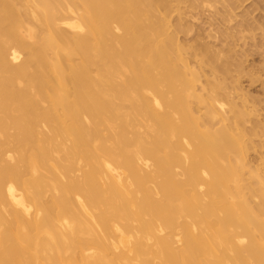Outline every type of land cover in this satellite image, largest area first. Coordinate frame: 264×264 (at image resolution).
<instances>
[{"label": "bare ground", "instance_id": "obj_1", "mask_svg": "<svg viewBox=\"0 0 264 264\" xmlns=\"http://www.w3.org/2000/svg\"><path fill=\"white\" fill-rule=\"evenodd\" d=\"M238 2L0 0V264H264L255 110L171 20Z\"/></svg>", "mask_w": 264, "mask_h": 264}, {"label": "rangeland", "instance_id": "obj_2", "mask_svg": "<svg viewBox=\"0 0 264 264\" xmlns=\"http://www.w3.org/2000/svg\"><path fill=\"white\" fill-rule=\"evenodd\" d=\"M225 11L221 6L215 12L181 4L171 20L175 22L180 14L184 31L177 36L189 46L185 55L189 60L202 45L224 52L220 62L229 67L227 81H235L247 96V109L255 110L251 120L260 124L257 136L252 137L257 147L248 152L247 158L264 173V0H239L230 21L222 18Z\"/></svg>", "mask_w": 264, "mask_h": 264}]
</instances>
